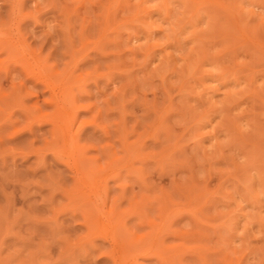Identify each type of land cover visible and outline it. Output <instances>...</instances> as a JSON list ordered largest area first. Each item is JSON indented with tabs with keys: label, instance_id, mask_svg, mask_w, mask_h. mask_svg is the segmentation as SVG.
Segmentation results:
<instances>
[{
	"label": "rangeland",
	"instance_id": "1",
	"mask_svg": "<svg viewBox=\"0 0 264 264\" xmlns=\"http://www.w3.org/2000/svg\"><path fill=\"white\" fill-rule=\"evenodd\" d=\"M13 1L0 26L41 47L55 86L18 105L25 76L0 77V264H264V0Z\"/></svg>",
	"mask_w": 264,
	"mask_h": 264
},
{
	"label": "bare ground",
	"instance_id": "2",
	"mask_svg": "<svg viewBox=\"0 0 264 264\" xmlns=\"http://www.w3.org/2000/svg\"><path fill=\"white\" fill-rule=\"evenodd\" d=\"M14 2V1H13ZM15 2H16V0H15ZM14 2V7L12 6L11 8L13 9V8H16L17 7V4L18 3H15ZM20 2V1H19ZM21 2H22V0H21ZM21 4V3H20ZM20 4H18V5H20ZM10 5H13V3L11 4V1H10ZM18 8V7H17ZM14 9L15 11L16 10H18V9ZM10 11V10H9ZM17 12V11H16ZM18 20V19H17ZM16 20V22H17V24H18V21ZM6 21V20H5ZM0 22H4V20H2V21H0ZM2 23H0V25H1ZM3 24H5V23H3ZM7 24V23H6ZM5 24V25H6ZM16 27V26H15ZM16 29H17V27H16ZM15 29V30H16ZM20 47H21V49H20ZM41 48V47H40ZM40 48L39 49H37V50H35V51H33L31 48H30V44L29 43H26V40H25V37L21 34V32H17V34L16 33H13L11 30H4L3 28H2V26H0V53H4V54H6V56H7V58H11V60H12V65L11 66H5V68L3 67L4 66V64H3V66H1V68L3 67L4 68V71L2 72L3 73V75H1L0 77H2L1 79L3 80H5V78L7 77V75L9 74V72L10 71H12V70H14V71H16L17 72V75L16 76H20V78L21 77H23V76H25V77H23V78H21V80L19 81V84L17 85V86H15V88L14 89H16V92L13 94L14 95V98L15 97H18L19 99H18V101L19 100H21V103H23L24 101H28V100H31L32 98H33V94H36V96L39 94L40 96L42 95V93H43V90H44V88L47 90V89H50L52 86L54 87L55 85H54V83H51L47 78H46V73L45 72H47L46 70H44L45 69V67H43L44 66V64L42 65V63H41V58L39 57V52H40ZM16 51H17V54H14V53H16ZM42 51V50H41ZM16 56V59L15 58H12V56ZM1 59H3V58H1ZM14 59V60H13ZM10 60V59H9ZM10 62V61H9ZM8 63V62H7ZM15 64V65H14ZM39 65H41V67L39 66ZM16 67H17V69H16ZM52 69H54V68H52ZM63 70V69H62ZM45 71V72H44ZM23 72V73H22ZM57 72H60V71H57ZM56 72V73H57ZM21 73H22V76H21ZM44 73H45V75H44ZM61 74H62V72H60ZM66 73V72H65ZM20 74V75H19ZM65 75V74H64ZM66 77L68 76V75H65ZM70 76V75H69ZM73 76V75H72ZM71 76V77H72ZM58 77H60V76H58ZM57 77V78H58ZM74 77V76H73ZM72 77V78H73ZM19 78V79H20ZM55 78V77H54ZM68 78H70V77H68ZM1 80V81H2ZM60 80V79H59ZM66 79L64 78V81H65ZM68 80V79H67ZM63 81V80H62ZM58 82V81H57ZM65 83V82H64ZM51 84H52V86H51ZM63 84V83H62ZM64 85V84H63ZM49 86H51V87H49ZM14 87V86H13ZM41 89H40V88ZM52 87V88H53ZM64 87V86H63ZM22 88L24 89V88H26V92H24V94L23 93H21V92H23L22 91ZM52 88H51V90H52ZM2 88H0V90H1ZM2 91V90H1ZM8 91L9 92H5V93H7V94H5L4 96L3 95H0V102L2 101V102H4L5 100H6V104H8L11 100H8L9 102H7V99L8 98H10V96H12L11 94L14 92H12L11 93V89L9 88L8 89ZM81 91V90H80ZM87 91V90H86ZM36 92H38V94L36 93ZM53 91H51V93H52ZM11 93V94H10ZM57 93V92H56ZM83 93V92H82ZM81 93V94H82ZM22 94V95H21ZM50 94V93H49ZM70 94V93H69ZM85 94V93H84ZM87 94H88V92H87ZM89 95V94H88ZM35 96V97H36ZM53 96H54V94H53ZM53 96H51L50 98H48V97H46V98H42L43 99V102H46L47 100L48 101H50V102H47V104L49 105L51 102H52V104L54 103L55 105H53V106H55L56 107V109H57V107H59V105L57 104V97L55 98V97H53ZM60 96V95H59ZM68 96V95H67ZM66 96V97H67ZM85 96H86V94H85ZM90 96V95H89ZM7 97V98H6ZM13 97V96H12ZM64 97V96H63ZM69 97V96H68ZM84 97V96H83ZM12 100H13V98H11ZM15 99H17V98H15ZM44 99H45V101H44ZM63 99V98H62ZM65 99V98H64ZM66 100V99H65ZM68 100H70L71 101V99H70V97L68 98ZM75 100H76V98H75ZM82 100V99H81ZM84 100H86V99H84ZM17 101V102H18ZM27 101L25 102V103H27ZM72 101H74V100H72ZM71 101V102H72ZM17 102H15L16 104H21L20 103V101H19V103H17ZM42 102V104L40 105L41 107L43 106H45L46 105V103L44 104ZM66 102V101H65ZM64 102V103H65ZM71 102H70V104H71ZM88 102V101H87ZM60 103V102H59ZM63 103V104H64ZM75 102H73L72 104H74ZM92 103V102H91ZM94 103V102H93ZM1 104V103H0ZM67 104V103H66ZM69 104V103H68ZM72 104H71V106H72ZM84 104V103H83ZM87 104H90L89 102L88 103H85L84 105H82V107H84V108H89L88 106L89 105H87ZM47 105V106H48ZM76 105V104H75ZM73 106V108H71V106H67L68 107V109L66 108V111L68 110V111H70L71 110V112H73V110H75V107L77 106V107H79L78 105H76V106ZM16 106V105H15ZM20 106H23V105H20ZM18 107V106H17ZM35 107H37V106H35ZM42 107V108H43ZM63 107H64V105H63ZM62 107V108H63ZM76 107V109L78 110V108ZM81 107V104H80V107L79 108H81L82 110L84 109V108H82ZM19 108V107H18ZM38 108H40V107H38ZM59 108H61V107H59ZM61 108V109H62ZM69 108H70V110H69ZM99 108V107H98ZM35 109V108H34ZM37 109V108H36ZM35 109V110H36ZM27 110V109H26ZM55 110V109H54ZM63 110V109H62ZM64 110H65V108H64ZM63 110V111H64ZM85 110H87V109H85ZM89 110V109H88ZM87 110V111H88ZM30 111H31V109H30ZM58 115H60L61 113H60V109H58ZM36 112L38 113V109L36 110ZM49 113H51V114H54L52 111L50 112V111H48ZM47 112V113H48ZM77 112H79V111H77ZM85 112V111H84ZM28 113L30 114L31 112H29L28 111ZM35 113V112H34ZM33 113V114H34ZM47 114V115H51V114ZM56 113L57 112H55V114H54V117H53V119L51 118L50 120L51 121H49V118H48V122H52L51 123V125L53 126L54 125V127L57 125V123L58 122H56L57 121V119H58V116H56ZM64 113H66V112H64ZM94 113V112H93ZM32 114V113H31ZM30 114V115H31ZM33 114H32V116H33ZM44 114H46V113H44ZM46 115V117H48ZM66 115V114H65ZM67 115H68V113H67ZM66 115V116H67ZM93 115H95V114H93ZM22 116V115H21ZM36 116V115H35ZM34 116V117H35ZM45 116V115H44ZM56 116V117H55ZM65 116V117H66ZM70 117H71V115H69ZM76 116H78V114H76ZM28 117V116H27ZM31 117V116H30ZM33 117V118H34ZM60 117H61V115H60ZM72 117H73V114H72ZM32 118V117H31ZM45 117H43V118H41V120L42 119H44ZM57 118V119H56ZM62 118V117H61ZM60 118V119H61ZM68 118V117H67ZM35 119H37L38 121H39V123H41V120H39L40 118L39 117H36ZM35 119H33L34 121H35ZM71 119V118H70ZM73 119V118H72ZM36 120V121H37ZM45 121H46V119H44ZM43 120V121H44ZM59 120V119H58ZM74 120V119H73ZM72 120V121H73ZM32 121V120H31ZM33 121V122H34ZM62 121H64L63 119H62ZM89 121V120H88ZM87 121V122H88ZM91 121H92V119H91ZM13 122V121H12ZM28 122H30V121H28ZM90 122V121H89ZM94 122V121H93ZM93 122H90V123H92L93 124ZM32 123V122H31ZM34 123H36V122H34ZM63 123V122H62ZM65 123V122H64ZM95 123V122H94ZM14 124V123H13ZM16 124V123H15ZM29 124V123H28ZM81 124V123H80ZM31 125V124H30ZM33 126H34V124H32ZM37 125H38V123H37ZM9 126H10V124H9ZM57 126H59V124L57 125ZM57 126H56V128H57ZM65 126V125H64ZM67 126V125H66ZM66 126L64 127L65 129H64V131L66 130ZM99 126V125H98ZM29 127V126H28ZM38 127V126H37ZM54 127H52V128H54ZM59 128V127H58ZM57 128V129H58ZM95 128H96V126H95ZM101 128V127H100ZM60 129V130H59ZM58 129V131L60 132V131H62V129H61V127ZM68 129V128H67ZM102 129H104L103 127H102ZM55 130V129H54ZM78 130V129H77ZM32 131V130H31ZM51 131H52V129H51ZM57 131V134H59V132ZM74 131H76V130H74ZM73 131V132H74ZM103 131V130H102ZM105 131V130H104ZM120 131V130H119ZM65 132H67V131H65ZM64 132V133H65ZM79 132V131H78ZM52 133H54V131H52ZM63 133V134H64ZM121 133V132H120ZM22 134V133H21ZM28 134V133H27ZM68 134V133H67ZM73 134H75V133H73ZM73 134H69V135H73ZM104 134V133H103ZM53 135V134H52ZM78 135H80V134H78ZM106 135V134H105ZM56 137H57V135H56V133H55V139H56ZM100 137V136H99ZM53 138H54V136H53ZM60 138V137H59ZM67 138L69 139V141H71V146L70 145H68L69 147H70V150L72 149V151L73 150H78L79 148H80V145L78 144V141H77V138L76 137H74V136H71V137H68L67 136ZM82 138V137H81ZM123 138V137H122ZM63 139V138H62ZM61 139V140H62ZM67 139V140H68ZM100 139H102V138H100ZM58 140V139H57ZM60 140V139H59ZM68 141V142H69ZM99 141V140H98ZM122 141H123V139H122ZM68 142H66L67 144H68ZM63 142H60V144H62ZM66 143H65V146H66ZM83 145V144H82ZM87 145V144H86ZM89 145V144H88ZM99 146H100V144H98ZM106 144H103L102 146L104 147ZM127 145V144H126ZM84 146V145H83ZM90 146V145H89ZM112 146V145H111ZM111 146L110 145H108L107 146V148L109 147V148H111ZM128 146V145H127ZM69 147H68V149H69ZM92 147V146H91ZM101 147V146H100ZM99 147V148H100ZM103 147H101V150L99 149V148H96V149H98L99 151H98V153H100L99 154V156H94V154H92V155H89V156H87L86 154L87 153H85V155H83L82 157H79V158H76V160L75 159H73V161H74V164L71 166L72 167V169H73V171H74V173H75V175H77L76 176V178L78 179V180H81L79 183H81V182H88V181H90V175H91V173L93 172V171H95L96 169H95V167H96V162H98V159L99 158H105V156H106V158L105 159H102V165H104L106 168H107V166L108 165H111L112 164V162H110V156H111V154L109 155V153H108V149L106 148V147H104V149L105 150H103ZM89 149H90V147H88ZM95 148V147H94ZM124 148V147H123ZM67 149V150H68ZM81 149V148H80ZM84 149V151L86 150V148H83ZM119 149V148H118ZM125 149H126V147H125ZM124 149V150H125ZM109 150H111V149H109ZM114 150V149H113ZM72 151H70L71 153H72ZM80 151V150H79ZM87 151V150H86ZM106 151V152H105ZM128 151V148L125 150V152H127ZM67 152H69V151H67ZM78 152V151H77ZM114 152V151H113ZM117 152H120V149L117 151ZM76 153V152H75ZM81 153V152H80ZM79 154V153H78ZM77 154V155H78ZM123 154H124V156H123ZM59 155V154H58ZM61 155V154H60ZM72 155V154H71ZM115 155V154H114ZM119 155V154H118ZM92 156V157H91ZM125 156H127V155H125V153H122V157H125ZM60 157V156H59ZM73 157H76V156H74L73 155ZM99 157V158H98ZM109 159H108V158ZM116 157V156H115ZM68 158V157H67ZM72 158V157H71ZM117 159V158H116ZM109 160V161H108ZM112 160H114V159H112ZM128 160V159H127ZM66 162H67V160H66ZM121 161H119V163H120ZM125 163V162H124ZM127 163V162H126ZM114 165V164H113ZM118 165L119 164H117V167H118ZM120 166V165H119ZM112 167H114V166H112L111 165V167H110V169H112ZM123 167V166H122ZM121 168V167H120ZM126 168H127V166H126ZM108 169V168H107ZM115 169V168H114ZM119 169V168H118ZM102 170H104V168L102 169ZM122 170V169H121ZM120 172V171H119ZM73 173V172H72ZM94 173V172H93ZM93 173H92V175H93ZM113 174V173H112ZM116 174H117V172H116ZM115 174V175H116ZM73 175V174H72ZM119 175V174H118ZM124 175V174H123ZM137 175V174H136ZM91 177H94V175L93 176H91ZM106 177H109V176H106ZM112 177H117V176H112ZM76 178H74V180L73 181H75V179ZM110 178V177H109ZM86 179V180H85ZM96 179V177L94 178V180ZM103 179V178H102ZM104 179H106V178H104ZM103 179V180H104ZM108 179V178H107ZM93 180V181H94ZM138 180V179H137ZM142 181H144V179H141ZM76 182V181H75ZM91 182H92V180H91ZM90 182V183H91ZM79 183H78V185H79ZM143 183H145V182H143ZM142 183V184H143ZM77 184V183H76ZM97 184V183H96ZM106 184H107V182H106ZM88 185V184H87ZM91 185L92 184H90V187H91ZM121 185V184H120ZM144 185V184H143ZM82 186V185H81ZM93 186V185H92ZM107 186V185H106ZM121 186H123V185H121ZM120 186V187H121ZM88 187V186H87ZM123 188V187H122ZM140 188V187H139ZM142 188V187H141ZM88 190H89V187L87 188ZM86 189V190H87ZM124 189V188H123ZM91 190V189H90ZM98 190V189H97ZM107 190V189H106ZM105 190V191H106ZM122 190V189H121ZM89 192V191H88ZM94 194V193H93ZM95 195H96V193H95ZM103 195V194H102ZM107 195H108V193H107ZM94 196V195H93ZM83 197V196H82ZM85 197V196H84ZM99 199H100V197H99ZM86 200V199H85ZM90 200H93V199H89V201ZM91 202V201H90ZM99 202H101V200L99 201ZM102 202H105L104 201V199H103V201ZM112 202V201H111ZM98 203V202H97ZM106 203V202H105ZM84 204H88V203H84ZM164 205V204H163ZM88 207V206H87ZM110 207H112V205L110 206ZM80 208V207H79ZM89 208V207H88ZM96 209V208H95ZM104 209V208H103ZM84 210L87 212V214L89 213V211H87L85 208H84ZM97 211H98V213H99V208H97L96 209ZM96 210H94V213H95V211ZM104 211H106V210H104ZM104 211H103V213L102 214H104ZM115 211V210H114ZM100 212H102V209L100 210ZM139 212V211H138ZM91 214H92V212H90ZM109 213H111L112 214V212L110 211ZM114 213V212H113ZM143 213V212H142ZM84 216H85V218H84V216H83V221L82 222H84L85 220H87L86 221V225H87V223H92V222H96L97 220H94V221H92V219H94V218H96V215L95 214H97V213H95L94 214V216H90V217H88V219L90 218L91 220H90V222H89V220L87 219V217H86V215L87 214H85V212L84 213H82ZM110 214V215H111ZM138 214V213H137ZM136 214V215H137ZM113 215V214H112ZM139 215H141V213L139 214ZM101 216V215H100ZM138 216V215H137ZM94 217V218H93ZM98 217V216H97ZM103 217H104V215H103ZM107 217V216H106ZM115 218V217H114ZM85 219V220H84ZM108 219V218H107ZM140 219V218H139ZM146 219V218H145ZM109 220V219H108ZM106 221V220H105ZM94 222V223H95ZM118 222V221H117ZM97 223L99 224V222L97 221ZM101 223V222H100ZM119 223V222H118ZM98 224H97V226H96V228H95V226L94 227H91V228H95V229H99V230H101L102 229V227L100 228V226L101 225H99L98 226ZM115 224H117V223H115ZM139 224V223H138ZM90 226V225H89ZM89 226H88V228H89ZM136 226V225H135ZM138 226H141V223H140V225H138ZM103 227H104V225H103ZM117 227H118V225H117ZM137 227V226H136ZM90 229V228H89ZM113 229V228H112ZM122 229V228H121ZM91 231H92V229H90ZM98 230V231H99ZM111 230V229H110ZM115 230V229H114ZM87 231H89V230H87ZM95 231V230H94ZM101 232V234H102V230L100 231ZM113 232V231H112ZM123 232V231H122ZM89 233H90V231H89ZM104 233V232H103ZM110 233H111V231H110ZM127 233V232H126ZM133 233V232H132ZM91 234H92V232H91ZM115 234V233H114ZM114 234H112V237H111V235L109 236V237H111L113 240H117L118 241V238H119V236L117 237L116 236V234L114 235ZM119 234V233H118ZM142 234V233H141ZM88 235V234H87ZM124 235H125V232H124ZM85 236H86V234H85ZM89 236V235H88ZM129 236V235H128ZM108 237V238H109ZM117 237V238H116ZM121 237V236H120ZM125 237V236H124ZM123 237V238H124ZM126 237H127V234H126ZM125 237V238H126ZM123 238H121V239H123ZM105 239V238H104ZM141 239V238H140ZM114 241V242H115ZM156 241V240H155ZM122 242H123V240H122ZM121 242V243H122ZM127 242V241H126ZM125 242V243H126ZM128 242H130L129 240H128ZM154 242V241H153ZM143 243V242H142ZM140 243H138L137 244V246L139 245ZM144 244V243H143ZM118 245V244H117ZM142 245V244H141ZM116 246V245H115ZM131 246V245H130ZM129 246V247H130ZM136 246V247H137ZM108 247H110V246H108ZM119 247V246H118ZM120 247H122V246H120ZM125 247V246H124ZM139 247V246H138ZM137 247V248H138ZM131 248V247H130ZM149 248V247H148ZM112 249V248H111ZM110 249V250H111ZM141 250V249H140ZM151 250V249H150ZM109 251V250H108ZM132 251V250H131ZM111 252V251H110ZM110 252H108L109 253V255L111 256V254H110ZM121 252V251H120ZM123 252V251H122ZM127 252H128V250H127ZM141 253V252H140ZM142 254V253H141ZM145 253H143V255H144ZM120 255V254H119ZM147 253L144 255L145 257H147ZM114 256V255H113ZM147 258H150L149 256L147 257ZM120 259V258H119ZM136 259V258H135ZM117 261V260H116ZM154 263V262H153Z\"/></svg>",
	"mask_w": 264,
	"mask_h": 264
}]
</instances>
